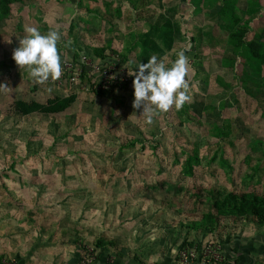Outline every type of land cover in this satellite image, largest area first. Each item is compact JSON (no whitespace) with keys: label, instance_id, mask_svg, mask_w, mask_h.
Returning <instances> with one entry per match:
<instances>
[{"label":"rangeland","instance_id":"374dc122","mask_svg":"<svg viewBox=\"0 0 264 264\" xmlns=\"http://www.w3.org/2000/svg\"><path fill=\"white\" fill-rule=\"evenodd\" d=\"M246 40L264 38V0H237ZM222 0H25L0 22V264H172L194 243L228 264H264V228L213 213L218 194L264 196V68L238 57L217 23ZM198 4V5H197ZM200 6V11L197 6ZM164 13L183 50L192 99L146 124L133 86L100 96L82 85L34 82L12 59L26 27L61 34V59L106 49L132 68L131 39ZM119 15H118V14ZM262 37V39H261ZM114 52H111V51ZM131 62V63H130ZM114 91V90H112ZM61 112L22 115L18 103ZM197 155L192 174L187 156ZM101 244L98 247V244Z\"/></svg>","mask_w":264,"mask_h":264},{"label":"trees","instance_id":"16d2710c","mask_svg":"<svg viewBox=\"0 0 264 264\" xmlns=\"http://www.w3.org/2000/svg\"><path fill=\"white\" fill-rule=\"evenodd\" d=\"M25 0H0V22L11 15L12 5L24 3ZM200 0H197L199 3ZM159 8L162 5L159 0ZM198 5V4H197ZM196 5V6H197ZM238 1L237 0H222L220 8L216 13L217 23L225 29V38L227 45L231 46L233 58H231V65L235 63L238 57L264 68V38L262 40L250 39L246 40L245 34L250 31L249 23L252 17L241 19L237 14ZM200 11V6L196 7ZM118 14V13H117ZM119 15V14H118ZM175 25L164 13L160 12L155 19L148 24V29L144 33H138L135 38L131 39V48L129 53L136 52L134 56L135 61L132 67L139 63H147V59L152 55H156L158 59L166 56L172 51L175 43ZM264 34V29H263ZM106 49H94L92 56L98 59L108 57ZM111 52H114L113 50ZM79 54L73 55V60H76ZM258 87H264V77L260 79ZM132 86V85H130ZM127 86H124L125 88ZM122 89V88H120ZM120 89H113L114 91L97 92L100 96L109 95L112 92ZM73 101V97L65 100L49 101L47 106H42L36 103L27 105L18 103L16 111L22 115H28L35 112L43 113H57L66 109ZM198 163L197 155L192 154L186 157L182 166L183 174L190 176L192 174L193 165ZM213 203V213L203 214L201 220L192 227L196 231H209L218 225L221 218H252L256 221L259 227L264 228V196L257 194H241L235 195L233 193L220 194L215 196ZM100 247V243L98 244ZM192 246L191 244H189ZM227 261V260H226Z\"/></svg>","mask_w":264,"mask_h":264},{"label":"clouds","instance_id":"9594fccd","mask_svg":"<svg viewBox=\"0 0 264 264\" xmlns=\"http://www.w3.org/2000/svg\"><path fill=\"white\" fill-rule=\"evenodd\" d=\"M24 31L26 35L19 39V46L12 53L15 64L38 84L49 79L58 80L62 75V60L57 47L60 32L49 30L42 33L36 27H26ZM125 68L128 75L134 77L132 107L142 109L140 115L146 124H151L160 113L173 107L179 111L191 102L194 85L187 79L189 64L183 50L176 52V59L170 65L152 55L147 63Z\"/></svg>","mask_w":264,"mask_h":264},{"label":"built area","instance_id":"2783aa9c","mask_svg":"<svg viewBox=\"0 0 264 264\" xmlns=\"http://www.w3.org/2000/svg\"><path fill=\"white\" fill-rule=\"evenodd\" d=\"M62 60V75L58 86L68 80L69 85H82L85 91L93 94L120 89L132 85L126 66L116 57L98 59L92 55L79 56L76 60ZM91 264V261H87ZM13 264V263H10ZM81 264H85L84 260ZM172 264H228L220 247L213 243H194L179 250Z\"/></svg>","mask_w":264,"mask_h":264},{"label":"crops","instance_id":"0c3cea01","mask_svg":"<svg viewBox=\"0 0 264 264\" xmlns=\"http://www.w3.org/2000/svg\"><path fill=\"white\" fill-rule=\"evenodd\" d=\"M122 263H124V262H122ZM122 263H121V264H122ZM100 264H101V263H100ZM114 264H116V263H114ZM165 264H166V263H165ZM167 264H170V262H168Z\"/></svg>","mask_w":264,"mask_h":264}]
</instances>
